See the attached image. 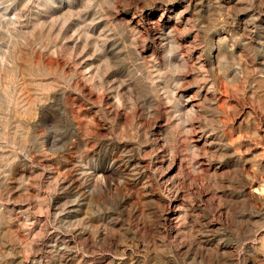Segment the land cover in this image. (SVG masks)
<instances>
[{"label":"rangeland","instance_id":"1","mask_svg":"<svg viewBox=\"0 0 264 264\" xmlns=\"http://www.w3.org/2000/svg\"><path fill=\"white\" fill-rule=\"evenodd\" d=\"M0 264H264V0H0Z\"/></svg>","mask_w":264,"mask_h":264}]
</instances>
